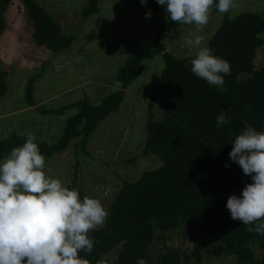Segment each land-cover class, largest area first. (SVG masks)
I'll return each instance as SVG.
<instances>
[{"label": "trees", "instance_id": "16d2710c", "mask_svg": "<svg viewBox=\"0 0 264 264\" xmlns=\"http://www.w3.org/2000/svg\"><path fill=\"white\" fill-rule=\"evenodd\" d=\"M15 0H0V38L6 28L5 12ZM33 25L35 42L54 52L70 49L77 39L73 32L63 30L61 23L37 0H19ZM137 3L140 0H122ZM143 7L159 13L165 6L147 0ZM99 10V0H88L80 9L82 18ZM155 34L148 49L133 52L114 76L117 86L99 102L87 98L60 107L38 106L34 89L38 75L29 78L24 92L28 105L41 115H63L69 108L77 109L68 116L58 140L37 141L45 158L66 149L74 139L75 176L68 187L76 188L79 151L88 154L86 145L97 126L116 111L126 95V88L145 71V60L161 55L164 66L159 87L151 96L148 109L147 138L143 153L156 155L162 164L144 170L138 179L124 181L113 198L103 227L94 230L91 254L80 255L89 264H136L144 258L147 264H203V234L221 241V251L235 264H264V235L247 231V226L233 220L226 207L230 195H241L251 177L232 162L229 152L232 141L245 127L264 131V64L256 68L255 56L263 45L264 11H243L234 17L226 14L208 41L213 54L230 62L231 74L224 77V90L210 86L191 72L194 56L176 57L167 50L162 34L167 28L179 32L180 24L168 20ZM246 73V74H243ZM247 75V77H241ZM7 70L0 59V99L8 91ZM157 103L163 117L155 119ZM225 112L228 123L216 127V118ZM27 135L13 132L0 139V161L13 147L22 145ZM230 164V167H226ZM81 193V192H80ZM200 229L194 249H174L166 245L165 236L184 224ZM163 246L157 255L150 252L156 241ZM258 243L263 255L258 258L252 245ZM119 246L115 257L106 254Z\"/></svg>", "mask_w": 264, "mask_h": 264}, {"label": "rangeland", "instance_id": "374dc122", "mask_svg": "<svg viewBox=\"0 0 264 264\" xmlns=\"http://www.w3.org/2000/svg\"><path fill=\"white\" fill-rule=\"evenodd\" d=\"M37 1L56 17L64 31L75 33L77 39L70 49L60 52L40 46L32 37L33 25L27 19L22 2L15 0L9 5L5 12L7 25L0 38V59L7 70L9 86L6 95L0 99V139L13 132L33 133L37 141L52 143L60 137L67 117L77 111L69 108L63 115L39 114L24 98L25 86L31 76L38 75L34 89L38 106L60 107L82 98L97 103L117 88L114 76L126 59L135 51L150 48L159 28L168 26L166 6L159 13L150 11V18H146L149 9L140 2L99 0L98 12L82 18L79 11L88 0ZM235 2L237 6L226 13L231 17L243 11H264V0ZM226 14L214 10L199 33L194 25H181L178 33L167 28L162 34L167 50L176 57L195 56L196 49L181 46L184 37L189 32L202 34L205 37L202 46L208 47L209 38ZM262 37L264 41V32ZM254 61L256 68L264 64V42ZM163 66L161 55L145 60V71L126 88L120 107L91 134L86 145L88 154L79 151L77 186L80 196L98 198L108 214L124 181H134L144 170L162 164L158 156L145 155L143 149L149 104L159 87ZM152 110L155 119L163 117L157 103ZM79 139H74L63 151L45 158L48 175L61 179L67 186L72 184L75 176L74 152ZM200 235V229L186 223L167 233L166 245L191 252ZM202 239L205 242L203 264H235L232 257L222 253L221 241L209 234H203ZM163 244L156 241L150 249L151 254L157 255ZM252 248L258 258L263 255L258 243ZM118 250L119 246H116L106 257H115Z\"/></svg>", "mask_w": 264, "mask_h": 264}, {"label": "clouds", "instance_id": "9594fccd", "mask_svg": "<svg viewBox=\"0 0 264 264\" xmlns=\"http://www.w3.org/2000/svg\"><path fill=\"white\" fill-rule=\"evenodd\" d=\"M147 0H140L145 4ZM166 6L168 20L194 25L202 31L215 10L229 13L235 0H156ZM150 18L151 12H147ZM205 37L189 32L182 47L196 49L191 72L210 86L224 90V77L231 74L230 62L202 46ZM228 123L225 112L216 118V127ZM37 138L27 134L26 141L13 147L0 162V264H89L81 252L91 254L94 230L103 227L108 211L101 200L68 187L61 179L48 175L45 156ZM229 158L245 176L251 177L241 195L228 197L226 207L233 220L247 231L264 235V131L245 122L232 141ZM230 167V164H226ZM136 264H147L139 258Z\"/></svg>", "mask_w": 264, "mask_h": 264}]
</instances>
